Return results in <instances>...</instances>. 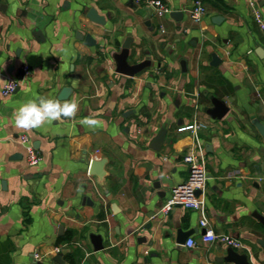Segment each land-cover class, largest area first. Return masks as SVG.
Segmentation results:
<instances>
[{"label":"crops","instance_id":"obj_1","mask_svg":"<svg viewBox=\"0 0 264 264\" xmlns=\"http://www.w3.org/2000/svg\"><path fill=\"white\" fill-rule=\"evenodd\" d=\"M195 1L165 0L171 11L159 15L137 0H0V264L229 263L233 247L202 241L200 211H162L190 176L185 154L200 147L209 178L195 195L211 227L264 264V137L255 124L264 125V0H203L199 22ZM92 7L105 24L89 18ZM129 33V61L152 62L134 76L116 72L113 57ZM9 80L19 89L4 95ZM64 86L79 102L74 119L31 133L15 127L21 103L59 99ZM213 97L229 107L223 118L207 111ZM89 116L102 123L81 125ZM193 123L195 131L179 130ZM165 124L155 150L150 143ZM22 135L41 152L38 165L28 164ZM93 159L104 162L103 176L90 173ZM180 230L196 246L179 243ZM93 235L102 238L99 250Z\"/></svg>","mask_w":264,"mask_h":264},{"label":"built area","instance_id":"obj_2","mask_svg":"<svg viewBox=\"0 0 264 264\" xmlns=\"http://www.w3.org/2000/svg\"><path fill=\"white\" fill-rule=\"evenodd\" d=\"M143 1L147 4L153 5L157 9V13L159 15L169 13L171 8L168 4L165 3V0H137ZM207 10L203 3V0H196L193 8L191 9V18L194 22H199L203 19L206 15ZM253 14L255 18L262 22V16L257 9L253 10ZM264 25V24H263ZM27 73L28 70H26ZM19 85V81L17 80H9L4 88L3 94L9 95L13 93L17 86ZM199 125L196 123L184 125L179 128L180 131H195ZM20 142L25 146L26 149V160L29 165H38L42 160L43 156L41 152L30 142V139L27 135H22L20 137ZM199 153H192L188 151L184 156V161L190 167V176L188 180L177 187L174 191L172 197L168 200V202L164 205L162 211L168 212L170 211L173 206L176 204H182L187 208L195 209L200 211L203 216L200 219V226L205 228V233L202 235V241L204 242H213L215 240H220L226 243L227 245L233 248H240L243 246V243L240 239L233 235L224 234V233H216L213 228L211 227L207 216L205 215V205L203 199H200L195 195L197 191H204L207 182H208V172L205 164V159L201 153V147L198 148ZM191 242V243H189ZM189 247H194L197 244L195 238H189L186 243ZM56 252H61L62 247L57 246L55 248ZM37 260H42V256L39 252H35L34 254ZM227 264H234V263H227Z\"/></svg>","mask_w":264,"mask_h":264},{"label":"water","instance_id":"obj_3","mask_svg":"<svg viewBox=\"0 0 264 264\" xmlns=\"http://www.w3.org/2000/svg\"><path fill=\"white\" fill-rule=\"evenodd\" d=\"M87 14L91 20H93L97 23H100V24L106 23L105 16L101 15L97 11V9L94 7L90 8L89 11L87 12ZM171 14L173 16L179 18V17H181L182 12L181 11H173ZM33 35L37 39H40L42 37L41 29L35 28L33 30ZM78 35H79V33H78ZM79 37L80 38L84 37V40L89 44L95 43V39L89 33H87L85 36L80 34ZM132 42H133V36L131 33H129L122 42V48H121L120 52L115 53L113 55L115 62H116L115 71L120 73V74H124V75H128V76H134L137 73L144 70L146 67L152 65L151 58L149 55L142 61H138L135 63H131L129 61ZM181 64L185 68L186 61L182 60ZM18 75H19V77L23 78L25 75V71L24 70L19 71ZM18 89H19V87H18ZM72 91H73V88L71 86H64L61 89V91L59 92L58 98L61 100L68 99L70 97ZM212 102H213V107H211L207 110L208 113L213 118H223L226 115V113L229 111V107L226 105V103L223 100H221L218 97H213ZM0 104H1V99H0ZM255 124H256L259 132L261 133V135L264 137V125L259 121H256ZM167 127H168V124H165L160 128V130L158 131V133L156 134V136L153 138V140L150 143L151 148H153L155 150H160L162 148V145L164 143V140H165V137L167 134ZM103 163L104 162L102 160L93 159L91 161V165H90V173L103 176L105 173L104 168H103ZM259 219L264 223V216H262V215L259 216ZM205 231L206 230H204V233H205ZM191 233H192L191 231L183 233L180 230L177 241L179 243L186 242ZM92 238H93V242L95 244V248L97 250L101 249L103 247L101 236L93 235ZM260 243L264 246V240H260ZM55 259L58 261H61L62 255L59 254ZM224 259L227 262L234 263V264H252L251 261L249 260V256L247 254L239 253L233 248L229 250L227 256L224 257Z\"/></svg>","mask_w":264,"mask_h":264},{"label":"clouds","instance_id":"obj_4","mask_svg":"<svg viewBox=\"0 0 264 264\" xmlns=\"http://www.w3.org/2000/svg\"><path fill=\"white\" fill-rule=\"evenodd\" d=\"M78 111L79 102L76 99L61 101L60 99L37 96L21 103L12 115L17 129L31 133L32 130L40 129L46 123L51 124L53 121L74 119ZM80 123L95 129L102 122L89 116L83 118Z\"/></svg>","mask_w":264,"mask_h":264},{"label":"trees","instance_id":"obj_5","mask_svg":"<svg viewBox=\"0 0 264 264\" xmlns=\"http://www.w3.org/2000/svg\"><path fill=\"white\" fill-rule=\"evenodd\" d=\"M64 240H67V241L70 240V236H67V239H64Z\"/></svg>","mask_w":264,"mask_h":264}]
</instances>
